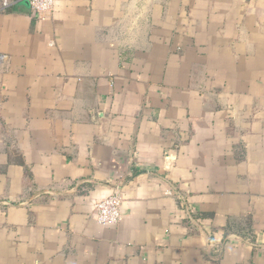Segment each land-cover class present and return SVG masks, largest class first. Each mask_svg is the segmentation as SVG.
<instances>
[{"label":"crops","instance_id":"obj_1","mask_svg":"<svg viewBox=\"0 0 264 264\" xmlns=\"http://www.w3.org/2000/svg\"><path fill=\"white\" fill-rule=\"evenodd\" d=\"M1 1L0 264H264V0Z\"/></svg>","mask_w":264,"mask_h":264},{"label":"built area","instance_id":"obj_2","mask_svg":"<svg viewBox=\"0 0 264 264\" xmlns=\"http://www.w3.org/2000/svg\"><path fill=\"white\" fill-rule=\"evenodd\" d=\"M35 16L53 11L56 0H27ZM122 195L115 192L95 204V219L101 225H117L122 221Z\"/></svg>","mask_w":264,"mask_h":264},{"label":"trees","instance_id":"obj_3","mask_svg":"<svg viewBox=\"0 0 264 264\" xmlns=\"http://www.w3.org/2000/svg\"><path fill=\"white\" fill-rule=\"evenodd\" d=\"M201 216V218H206V214H202V215H200Z\"/></svg>","mask_w":264,"mask_h":264},{"label":"rangeland","instance_id":"obj_4","mask_svg":"<svg viewBox=\"0 0 264 264\" xmlns=\"http://www.w3.org/2000/svg\"><path fill=\"white\" fill-rule=\"evenodd\" d=\"M2 3H3V1H1V3H0V8H1V6H2V5H1Z\"/></svg>","mask_w":264,"mask_h":264}]
</instances>
